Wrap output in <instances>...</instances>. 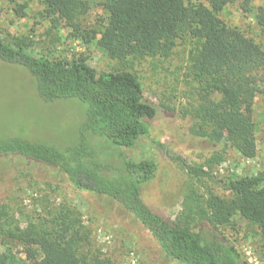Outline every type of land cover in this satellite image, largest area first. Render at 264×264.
<instances>
[{
    "label": "trees",
    "instance_id": "trees-1",
    "mask_svg": "<svg viewBox=\"0 0 264 264\" xmlns=\"http://www.w3.org/2000/svg\"><path fill=\"white\" fill-rule=\"evenodd\" d=\"M41 1L42 14L54 27L62 22L71 37L87 44L99 37L109 56L120 61L168 58L179 41L194 43L186 67L187 78L197 88V99L185 112L193 120L189 134L221 146V151L198 166L177 154L168 152V157L191 180L215 184L227 197L211 190L202 194L189 186L173 220L152 212L142 200L141 188L154 178L157 164L124 153L149 136L148 120L156 114L155 106L143 96L139 79L126 70L97 73L83 57L62 60L33 54L31 42L24 38L12 42L0 38V61L25 69L44 103L74 100L84 105V118L74 144L66 149L9 137L0 139V158L16 155L24 159L23 164L43 165L75 190L115 203L147 231L164 258L175 264H246L219 231L230 226L235 216L249 226L264 225V169L252 176L216 182L211 168L224 161L228 148L244 159L251 158L256 148L252 105L257 94L264 102V53L252 39L218 17L231 4L249 12L252 0H207L206 6L184 0H106V21L90 29L81 27L88 0ZM26 8L23 2L12 10L22 18ZM254 21L264 38V7L257 8ZM226 134L231 136L229 145ZM152 144L166 151L162 144ZM8 168L4 165L3 170ZM14 169L17 176L12 181L17 190L28 180L36 181L28 169L17 165ZM11 210L0 206V247L4 248L0 264H22L15 249L30 264H93L82 254L88 232L74 211L49 212L50 217L22 228L10 216Z\"/></svg>",
    "mask_w": 264,
    "mask_h": 264
},
{
    "label": "rangeland",
    "instance_id": "rangeland-1",
    "mask_svg": "<svg viewBox=\"0 0 264 264\" xmlns=\"http://www.w3.org/2000/svg\"><path fill=\"white\" fill-rule=\"evenodd\" d=\"M23 2L27 4L25 16L18 18L12 9ZM105 2L88 0L89 10L81 19L82 28L90 29L100 21H106ZM184 2L207 5V0ZM259 7H264V0H252L247 13L241 11L238 4H231L225 6L218 17L252 39L264 53V38L254 21ZM43 10L41 0H0V38L6 42L27 39L32 45L30 52L51 59L83 57L97 73L130 71L139 79L145 100L155 106L156 114L148 120L149 136L141 139L133 149L124 150L129 158H150L157 164L154 178L141 188L145 205L164 220L171 221L180 211L189 186L202 194L211 190L216 195L227 197V193L215 184L191 180L168 157L169 154H177L189 165L198 166L221 151V146L189 134L193 120L185 112L195 103L197 88L187 78L186 67L194 43L190 39L179 41L168 58L120 61L109 56L99 37L88 44L75 39L62 22L54 27L43 16ZM83 108L84 105L74 100L44 103L25 69L0 61V139L20 137L66 149L74 144L84 118ZM252 120L256 142L253 156L244 159L228 148L223 155L224 161L211 168L216 182L252 176L264 169V102L261 94L254 97ZM226 139L229 145L231 136L226 134ZM152 141L165 146L166 151L154 147ZM23 161L16 155L0 158V206L12 209L10 216L20 227L38 223L50 217L49 212L65 208L77 213L87 230L88 238L81 251L93 264L95 259L103 264H175L164 258L147 231L122 212L118 205L75 190L50 168L35 162L23 164ZM4 165L9 167L7 171L3 170ZM16 165L32 172L36 181L28 180L20 185L21 190H17L16 183L12 181V177L17 176ZM202 228L208 229L205 224ZM219 232L238 250L246 264H264V225L249 226L235 216L231 225ZM0 250L4 251V248L0 247ZM13 253L22 259V264H30L18 250H13Z\"/></svg>",
    "mask_w": 264,
    "mask_h": 264
}]
</instances>
